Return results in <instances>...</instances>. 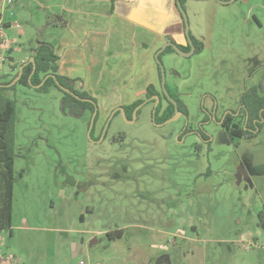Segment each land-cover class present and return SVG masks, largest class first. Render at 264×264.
Instances as JSON below:
<instances>
[{
	"label": "rangeland",
	"instance_id": "rangeland-1",
	"mask_svg": "<svg viewBox=\"0 0 264 264\" xmlns=\"http://www.w3.org/2000/svg\"><path fill=\"white\" fill-rule=\"evenodd\" d=\"M225 7L207 36L204 7L184 5L191 35L205 50L163 55L166 89L186 115L160 128L151 103L133 122L114 116L116 108L106 113L114 103L106 112L97 103L98 131L89 138L91 114L64 113L57 88L4 90L17 109L12 228L0 230L4 257L14 264H264V128L239 140L220 124L248 88L264 94V0ZM18 18L17 4L0 0L9 42L3 50L0 31V82L16 76L36 47L28 24L9 27ZM109 119L107 139L96 142ZM74 245L82 249L77 258Z\"/></svg>",
	"mask_w": 264,
	"mask_h": 264
},
{
	"label": "crops",
	"instance_id": "crops-1",
	"mask_svg": "<svg viewBox=\"0 0 264 264\" xmlns=\"http://www.w3.org/2000/svg\"><path fill=\"white\" fill-rule=\"evenodd\" d=\"M193 2L204 7L200 25L212 36L217 16L227 5L213 0H185L184 5ZM14 4L19 18L10 28L28 24L34 33L36 47L28 58L40 42L51 44L58 74L75 80L76 90L95 98L103 112L114 103L108 114L145 100L150 85L160 90L156 54L169 38L182 45L186 41L177 0H16ZM81 253V247L74 245V258Z\"/></svg>",
	"mask_w": 264,
	"mask_h": 264
},
{
	"label": "trees",
	"instance_id": "trees-1",
	"mask_svg": "<svg viewBox=\"0 0 264 264\" xmlns=\"http://www.w3.org/2000/svg\"><path fill=\"white\" fill-rule=\"evenodd\" d=\"M184 8V1L180 0ZM185 9V8H184ZM191 39L196 47V53L202 51V44H200L192 35ZM172 39L169 38V41ZM174 42V41H173ZM181 51L188 53L191 50L189 45L181 46L177 44ZM176 53L172 47H168L161 55ZM34 58L36 69L32 63H29L24 67L21 79L17 84H22L26 87H32L40 92H48L50 87H55L63 93L61 107L64 113L72 115L76 118H81L87 112L93 116L95 112V105L82 101V99H91L95 104L97 101L86 92H81L75 88V80L60 76L58 74V57L54 52V47L46 42H40L36 51H34L29 57ZM25 64L22 63L21 66ZM160 69V68H159ZM19 75V72L10 81L0 82V230H10L12 228L13 217V191L15 183V156H16V126H17V109L16 104L11 99H8L4 95V90L11 84ZM50 75H55L57 82L50 77L46 80L45 84L37 88L41 83ZM31 79V81H30ZM161 82V71H160ZM61 87H64L73 92L77 97L65 93ZM159 95L156 87L150 85L147 89V99H151L153 96ZM178 104L179 110L185 114L182 103L171 95ZM154 102V101H153ZM152 102V103H153ZM144 103V100H139L133 105L123 107L126 112V118L131 119L134 110ZM241 110L244 113V124L237 131H233L236 136H252L250 128H253L256 133H259L264 127V95L258 94L257 88L252 87L248 89L241 96ZM174 105L169 103L166 108L159 106L156 112V122H163L170 119L174 115ZM140 112V111H139ZM138 112V113H139ZM248 116V119L246 118ZM99 115L96 116L95 122L97 123ZM91 123V121H90ZM89 123V126H90ZM228 127V124L226 125ZM247 128V129H245ZM111 235V234H110Z\"/></svg>",
	"mask_w": 264,
	"mask_h": 264
},
{
	"label": "water",
	"instance_id": "water-1",
	"mask_svg": "<svg viewBox=\"0 0 264 264\" xmlns=\"http://www.w3.org/2000/svg\"><path fill=\"white\" fill-rule=\"evenodd\" d=\"M213 1H218V2H220V3H222V4H224V5H229V4H232V3L235 2V0H228V1L213 0ZM177 5H178V7H179V9H180V12H181V14H182V17H183V19H184V23H185V35H186V37H187V39H188V42H189L190 45H191V51H190L189 53H184V52L181 51V49L178 47L177 44H175V43H173V42H167V43L162 47V49L159 50V52L156 54V61H157L158 65H159V68H160V71H161V83H162L163 91H164V93L166 94L167 99H168L169 101H171V102L174 104V106H175V114H174V116H173L172 118H170L169 120H167L165 123L161 124V125H157V124H156L157 127H159V128L162 127L163 125H166V124H169V123H171V122H173V121H176V120L182 115V113L179 112V109H178V105H177V103H176V102L170 97V95H169L168 92H167V89H166V74H165V68H164V66H163L162 61L160 60V55H161V54H162V53H163L168 47H172L176 53H178V54H180V55H182V56H184V57H190V56H192V55L195 53V47H194V45H193V43H192V40H191L190 24H189V20H188L187 13H186L185 9L183 8V6H182L180 0H177ZM10 26H11V25H9V27H10ZM29 63H32V64H33V66H34V70L36 69L35 60H34V58H31L27 63H25L23 66H21V68H20V70H19V76H18V77H17V78L11 83V84H9L7 87H12V86H14L15 84H17V82H18V81L21 79V77H22L24 67L27 66ZM50 77H52V78L56 81L57 85H59V83L57 82V79H56L55 75H50V76L46 77V79H44V81L41 83V85H39L37 88L42 87V86L45 84L46 80H47L48 78H50ZM30 81H31V79H30ZM0 87H3V85H0ZM61 89H62L65 93L71 94V95L77 97L78 99H80L78 96H76V95H75L73 92H71L70 90H68V89H66V88H64V87H61ZM151 100H155V101H156L155 110H154V112H153V119H154V121H155V118H156V108L158 107V105H159L160 102H161V99H160L159 96H154V97H152L151 99L145 101V102H144L143 104H141L140 106H138V107L134 110V112H133V119L136 118V116H137L139 110H140V109H141L146 103H148V102L151 101ZM82 101L87 102V103H92V104L95 105V112H94V114H93V116H92V120H91L90 127H89V131H88V136H89V138H91V133H92V130H93L94 125H95V120H96V116H97V114H98V112H99V108H98V105L95 104L91 99H82ZM117 112H121V113L124 115V117H126V116H125V110H124L123 108H118V109H116V110L113 112V115H115ZM111 118H112V117H111ZM110 120H111V119H110ZM105 132H106V131H104V134H105ZM104 134H103V136H102V138H101V141L104 139ZM101 141H100V142H101ZM95 244H97V240H96V239H94V240L91 242L90 246L92 247V246L95 245Z\"/></svg>",
	"mask_w": 264,
	"mask_h": 264
},
{
	"label": "flooded vegetation",
	"instance_id": "flooded-vegetation-1",
	"mask_svg": "<svg viewBox=\"0 0 264 264\" xmlns=\"http://www.w3.org/2000/svg\"><path fill=\"white\" fill-rule=\"evenodd\" d=\"M228 1V0H227ZM236 1V0H235ZM7 25L6 24H3V27L5 28ZM190 34H191V32H190ZM194 37V36H193ZM195 38V37H194ZM185 39H186V41H185V43L182 45V44H180L179 42H177L175 39H172L171 41H168V42H173V43H175V44H180L181 46H187V45H189L190 47H191V45H190V43L188 42V39H187V37H186V35H185ZM196 39V38H195ZM192 40V39H191ZM192 43H193V41H192ZM200 44H201V42H199ZM193 45H194V43H193ZM179 47V46H178ZM194 47H195V45H194ZM180 48V47H179ZM202 50H204V46L202 45ZM191 51V50H190ZM189 51V52H190ZM188 52V53H189ZM195 52H196V47H195ZM30 60V59H29ZM28 61H26L25 63H27ZM19 76V75H18ZM18 83V82H17ZM16 85V84H15ZM161 87H162V83H161ZM252 87H256L257 88V91H258V94H260V92H259V89H258V87L256 86V85H254V86H251L250 88H252ZM250 88H248V89H250ZM163 89V88H162ZM247 89V90H248ZM246 90V91H247ZM158 92H159V95H156V96H159L160 97V99H161V102H160V104L158 105V107L159 106H162V108H166L168 105H169V103H172L171 101H169L168 99H167V97H166V94L164 93V91H162L161 89L160 90H157ZM245 91V92H246ZM168 92V91H167ZM244 92V93H245ZM243 93V94H244ZM168 94H169V92H168ZM242 94V95H243ZM170 95V94H169ZM241 95V96H242ZM260 95H264V94H260ZM241 96H240V105H239V109L237 110V111H232V112H228L223 118H222V120H221V122H220V124H221V126H222V128L225 130V131H227L230 135H231V137L232 138H235V139H239V140H243V139H251V138H254V137H256V136H258V135H260V133H261V131L263 130H261L259 133H256L255 132V130H253V128H250V131H251V133H252V136H248V137H244V136H236V134H234L233 133V131L235 130V131H237V129L238 128H240L241 126H243V124H244V118H243V116H244V113L242 112V110H241ZM154 97V96H153ZM170 97H171V95H170ZM172 98V97H171ZM173 99V98H172ZM147 100H149V99H145L144 100V102L145 101H147ZM174 101H175V99H173ZM154 101V102H153ZM153 102V103H152ZM176 102V101H175ZM148 103H151V104H153V109H152V117H153V112H154V110H155V106H156V101L155 100H151V101H149ZM147 103V104H148ZM177 103V102H176ZM173 104V103H172ZM98 105V104H97ZM174 105V104H173ZM178 105V104H177ZM127 107V106H126ZM158 107L156 108V112H157V109H158ZM120 108H123V107H120ZM174 108H175V106H174ZM118 109V108H117ZM124 109V108H123ZM178 109H179V107H178ZM125 110V109H124ZM140 111V110H139ZM179 112L180 113H182V115L179 117V118H181V117H183V116H185L186 114L183 112V111H180L179 110ZM121 114V112H117L114 116H117V115H120ZM174 114H175V111H174ZM98 115V114H97ZM138 115V114H137ZM125 116H126V112H125ZM174 116V115H173ZM172 116V117H173ZM171 117V118H172ZM178 118V119H179ZM247 119H248V116L246 117ZM177 119V120H178ZM167 120H169V119H167ZM166 120V121H167ZM153 121H154V119H153ZM166 121H163V122H156V118H155V124H157V125H161V124H163V123H165ZM130 122H133V115H132V118H131V120H130ZM97 123L99 124V120L97 121ZM97 123L95 122V125H94V128H93V130H92V133L93 132H95V133H97V131H98V127H97ZM110 123H111V120L109 119L107 122L105 121L103 124H102V126L100 127V129H99V134L97 135V140H96V142H100L101 141V138H102V136H103V134H104V131H106L105 132V134H104V139L102 140V141H104L105 139H107V135H108V132H109V129H110ZM228 124V127L226 126ZM156 125V126H157ZM90 127V126H89ZM95 128H97L96 130H95ZM159 128V127H158ZM264 128V127H263ZM245 129H247V128H245ZM186 133V132H185ZM200 133V135H201V137L205 140V141H207V138H205V136H204V134L202 133V131H200L199 132ZM123 134H118L117 136H115V137H112L111 138V142H115V140L117 139V138H122L123 136H122ZM101 141V142H102ZM110 235V234H109Z\"/></svg>",
	"mask_w": 264,
	"mask_h": 264
},
{
	"label": "built area",
	"instance_id": "built-area-1",
	"mask_svg": "<svg viewBox=\"0 0 264 264\" xmlns=\"http://www.w3.org/2000/svg\"><path fill=\"white\" fill-rule=\"evenodd\" d=\"M16 0H3V7L6 5H12L14 4ZM0 31H1V48L3 50H7L9 48V42L5 40L4 36H3V22L0 21ZM5 63V59L4 58H0V67L2 66V64ZM0 260L2 261L3 264H14V262L12 261V259L10 257H4L2 255V253L0 252ZM77 264H91L90 262H85L84 260H78Z\"/></svg>",
	"mask_w": 264,
	"mask_h": 264
}]
</instances>
